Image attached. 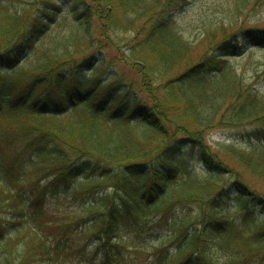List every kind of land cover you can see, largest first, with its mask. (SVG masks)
Returning <instances> with one entry per match:
<instances>
[{
    "label": "trees",
    "instance_id": "obj_1",
    "mask_svg": "<svg viewBox=\"0 0 264 264\" xmlns=\"http://www.w3.org/2000/svg\"><path fill=\"white\" fill-rule=\"evenodd\" d=\"M189 1L0 0V264L127 248L148 264H215L213 247L264 264V193L206 141L252 125L244 136L264 143V26L239 24L263 0H221L231 18L204 28L198 55L175 14ZM226 145L264 181V147ZM192 154L209 176L181 168ZM226 172L237 180L221 184ZM50 196L81 200L77 233ZM230 200L239 220L224 214ZM150 222L173 251L167 238L139 245Z\"/></svg>",
    "mask_w": 264,
    "mask_h": 264
},
{
    "label": "rangeland",
    "instance_id": "obj_2",
    "mask_svg": "<svg viewBox=\"0 0 264 264\" xmlns=\"http://www.w3.org/2000/svg\"><path fill=\"white\" fill-rule=\"evenodd\" d=\"M221 0H190L188 3L184 4L183 7L177 11V20L180 25L181 30L183 33L192 41L194 44L193 52L194 55H198L204 50V45L207 44L206 37L204 36V28L210 23H220L219 21H229L230 14L228 13L229 10L226 4L220 2ZM35 13V12H34ZM245 23L246 25H257V26H264V0L260 1L257 5L253 4L248 8L244 14L239 16V24ZM123 47V49H125ZM124 52V51H123ZM114 54V51H112ZM260 51L255 53V58L253 61H246L250 62L247 64V69L249 71V75L252 77L254 69L256 68L257 64L260 62L258 59L260 56ZM109 56H112L109 54ZM258 59V60H257ZM119 63V64H117ZM116 64L121 69L124 68V63L122 61H117ZM105 67H107L105 65ZM111 68H114L112 66ZM110 68V70H112ZM129 70V69H128ZM128 72H134L132 70ZM261 91L264 92V77L262 82L259 84ZM252 125H243L240 127H232V128H223L218 127L211 129L209 132L206 133V141L210 145V148L213 151L220 152L221 157H223L233 168L238 170L241 173L245 174L246 180L250 183L251 187L257 193H264V181L254 177L251 175L247 168L244 165L239 164L237 159L233 154H231L227 148L228 142L235 141L241 146L246 147H257L261 148L264 147V143L259 142L255 139H250L245 137V132L251 128ZM180 166L186 172L189 171L190 174L199 177V178H206L208 172L205 168V164L199 159L198 155H187L184 157L180 163ZM221 184H230L233 180H237V176H234L231 173L226 172L225 175L221 177H216ZM67 193V192H66ZM79 203L81 200L74 201L72 198H68L67 200H61L57 197H48L45 201V207L50 211H59L60 213H65L73 222L74 228H72L71 232L77 233V230H80L78 225H76L75 220L72 219L74 216L75 210H79ZM233 202L230 200V203H226L224 206V214H227L232 219L239 220V212L237 209L233 207ZM199 206L197 204L189 206H180L177 208L178 211L182 212L183 210L192 209L195 213L198 212ZM180 209V210H179ZM67 212V213H66ZM78 216V215H77ZM78 218V217H77ZM78 229H77V227ZM76 227V228H75ZM146 235L145 239L139 241V245L142 247H148L152 244L158 243L164 239H166L165 246H168L171 251L177 246V241L174 238H168L171 232L168 230L167 226L160 225L156 222H150L148 227H145ZM74 235V234H73ZM72 235V236H73ZM124 244L129 245L132 244L134 240L133 237H125ZM122 248H126L122 246ZM129 251L130 249H122L120 250L119 258H112L111 260H106L104 256H102V252L100 251L99 254H93L88 252V250L84 251L83 253H76L73 256L63 257L62 264H148L151 255L148 256L147 252L136 258L134 260L129 259ZM213 254H215V264H232L229 254H225L217 247L212 248Z\"/></svg>",
    "mask_w": 264,
    "mask_h": 264
},
{
    "label": "bare ground",
    "instance_id": "obj_3",
    "mask_svg": "<svg viewBox=\"0 0 264 264\" xmlns=\"http://www.w3.org/2000/svg\"><path fill=\"white\" fill-rule=\"evenodd\" d=\"M180 9H181V8H180ZM177 11H179V10H176V11H175V14L177 13ZM176 17H177V14H176Z\"/></svg>",
    "mask_w": 264,
    "mask_h": 264
}]
</instances>
